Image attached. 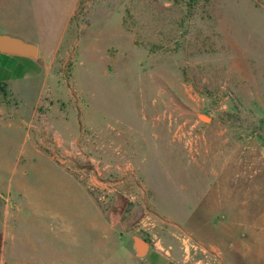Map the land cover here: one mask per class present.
Returning <instances> with one entry per match:
<instances>
[{"label": "rangeland", "instance_id": "obj_1", "mask_svg": "<svg viewBox=\"0 0 264 264\" xmlns=\"http://www.w3.org/2000/svg\"><path fill=\"white\" fill-rule=\"evenodd\" d=\"M0 33L42 66L0 86V233L26 264H135L134 235L264 264V0H0ZM204 144L230 172L200 169Z\"/></svg>", "mask_w": 264, "mask_h": 264}, {"label": "crops", "instance_id": "obj_2", "mask_svg": "<svg viewBox=\"0 0 264 264\" xmlns=\"http://www.w3.org/2000/svg\"><path fill=\"white\" fill-rule=\"evenodd\" d=\"M37 54L34 56H27L21 54L7 53L0 50V84L6 86H12L15 84H20L24 81H30V80L36 81L37 78L42 73V66L38 62ZM35 102H37V100ZM154 138H156L155 134H154ZM201 146L202 147L200 148L199 151L198 161L195 162L197 163L198 166H200V169L202 171L204 172L209 171L211 174L215 176L222 175L224 172L231 171L232 150L230 148L226 150V148H219L220 146H218L217 148L218 152H213V155L211 156L210 153L212 152V149L209 147V145L207 146L206 144H204ZM144 161H146L145 157H144ZM5 214L7 217L8 211H5ZM99 214L102 216L101 213ZM102 219L103 222L100 224V226L99 225L97 226V229H103L106 231L114 230L115 224H117L120 221V219L114 221L113 217H111L110 219L109 213L105 217L102 216ZM10 235L12 237V241H14L16 236L13 233H10ZM60 236L61 235H59V237L56 238L61 239L62 236L61 237ZM18 239L19 240L17 242L14 241L13 243L10 242L9 244L7 243V231L5 230L4 232L0 233V264H26L24 258L28 256V254L26 253L27 243L24 240V238L21 236L18 237ZM164 242H165L164 246L162 247L161 250L157 249L156 243L148 242L147 251L143 256H138L134 248L132 238L129 244L127 243L125 244L126 247L128 248L129 258L132 259L135 264H184L180 262L177 253L172 248V246L168 244L166 241ZM103 244L102 246H104ZM230 245L232 248L231 242ZM217 248L224 253V251L220 247ZM49 250H51V248H48V251ZM105 250L107 253L108 250L106 248L103 249V251ZM64 251H65L64 249H61L58 246H54L52 249V255L58 258L59 260L63 261L62 263L64 264H101L102 263L101 262L102 260L92 261L90 258L89 259L85 258L83 261H81L82 258H78L75 252L69 254ZM40 255L41 254L39 250V257ZM224 255L227 258L225 253ZM19 257H22V260ZM88 260L90 262H88Z\"/></svg>", "mask_w": 264, "mask_h": 264}, {"label": "water", "instance_id": "obj_3", "mask_svg": "<svg viewBox=\"0 0 264 264\" xmlns=\"http://www.w3.org/2000/svg\"><path fill=\"white\" fill-rule=\"evenodd\" d=\"M0 50L12 54L34 56L38 52V46L35 43L24 40L19 36L0 33ZM125 201L126 200H122L121 197L115 196L113 207L109 212L110 219L113 217V220L117 221L121 218ZM132 241L138 256H143L147 251L148 242L138 235H134L132 237Z\"/></svg>", "mask_w": 264, "mask_h": 264}, {"label": "built area", "instance_id": "obj_4", "mask_svg": "<svg viewBox=\"0 0 264 264\" xmlns=\"http://www.w3.org/2000/svg\"><path fill=\"white\" fill-rule=\"evenodd\" d=\"M203 254L205 264H223L217 252L213 249H200Z\"/></svg>", "mask_w": 264, "mask_h": 264}, {"label": "trees", "instance_id": "obj_5", "mask_svg": "<svg viewBox=\"0 0 264 264\" xmlns=\"http://www.w3.org/2000/svg\"><path fill=\"white\" fill-rule=\"evenodd\" d=\"M0 86H2V85L0 84Z\"/></svg>", "mask_w": 264, "mask_h": 264}]
</instances>
